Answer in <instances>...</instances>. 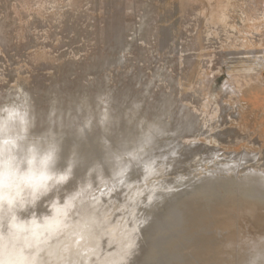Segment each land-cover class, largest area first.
<instances>
[{
	"label": "rangeland",
	"instance_id": "374dc122",
	"mask_svg": "<svg viewBox=\"0 0 264 264\" xmlns=\"http://www.w3.org/2000/svg\"><path fill=\"white\" fill-rule=\"evenodd\" d=\"M256 1L254 9H264V0ZM247 6L246 0H0V98L24 89L37 115L35 131L54 128L56 133H64L60 138L64 159L69 146L77 147L73 141L78 131L83 135L78 153L84 161L75 156L70 182L77 188L81 175L91 184L84 185L89 191L69 210L73 218L67 221L72 224L61 235L77 231V223L83 219L78 211H83L99 217L90 224L91 217L87 219L83 235L100 231V238L109 237L102 231V220L110 218L103 215L105 207L117 209L115 202L122 203L132 194L128 186L137 182L144 187L146 178L149 183L160 177V185H172L158 190L153 188L156 183L151 187L164 193L183 188L179 175L191 183L210 175L232 178L218 188L227 202L238 200L229 190L237 194L245 190L235 179L243 177L246 166L263 173L264 180V40L257 41L254 30L264 33V17L250 20L253 9ZM185 119L193 121L191 131L177 129ZM136 120L166 125L162 134L155 132L148 139L142 136L140 151L152 152V159L135 166L121 193L115 194L118 185H114L115 191L113 185H106L104 193L101 188L97 193L101 183L94 172L100 170L90 165L108 158L111 149L117 148L118 133L136 130ZM167 146L170 149L163 156L172 158L164 162L169 170L162 172V166L155 168L160 157L156 154L165 152ZM176 148L177 157L172 153ZM245 152L254 160L241 161ZM196 153L198 166L193 165L197 159L191 160ZM224 163H231L230 167L225 168ZM149 167L152 169H146ZM65 187L40 201L38 211H46L45 201L55 200L53 195L60 198ZM144 195L148 201L154 192ZM142 204L139 202L141 211ZM173 204L169 202L166 210ZM243 206L239 203V210L224 208V224L208 232L216 251L224 250L213 264H249L251 259L264 264V239L247 242L257 228L262 232L264 228L253 223L245 209L240 210ZM255 211V218L264 225V210ZM140 232L138 240L143 243L147 232ZM235 232L242 240L240 247L247 248V258L236 260L235 246L227 240ZM190 241H174L175 248L192 251L187 247ZM59 242L56 239L55 245ZM73 243L81 244L78 238L65 240L59 246L63 251L58 248L50 264L76 263L70 259ZM169 243L148 248L165 252ZM107 247L108 251L110 244ZM79 252L76 260L85 264L84 251ZM140 254L131 261L173 264L168 254L160 252L159 261L151 263L143 261L145 249Z\"/></svg>",
	"mask_w": 264,
	"mask_h": 264
},
{
	"label": "bare ground",
	"instance_id": "6f19581e",
	"mask_svg": "<svg viewBox=\"0 0 264 264\" xmlns=\"http://www.w3.org/2000/svg\"><path fill=\"white\" fill-rule=\"evenodd\" d=\"M246 1L248 3L247 7L253 9L251 16L248 17L250 20H259L260 17H264L263 8L257 7L254 9L253 7V5L257 6L256 0L252 4L251 0ZM261 23H263V21ZM254 30L257 34V41L264 40V33L261 34V31L258 28ZM249 36L253 38L251 33H249ZM106 116L107 115L103 113V117L105 118ZM192 124L193 121L191 119H185L178 123L177 129L191 131L193 127ZM134 125L137 127L136 130L118 133L115 139V142L118 144L116 146L117 148L111 149L107 156L108 158H105L104 161H101L100 163L98 162L90 165V167H95L97 169L96 171L100 170L99 174L94 172V177L96 178V175H98L100 180L99 183H101L100 186L93 183L94 185H97V193L101 189L102 192H105L106 189L104 188L106 185H113L112 190L114 191V185L120 186L115 194H118L119 192L121 193L124 189L122 188V184L130 182V179L127 177L128 174L135 169V166L146 165L147 162H150L152 159V152L147 150L140 151V141L142 136H147L148 139L153 136L155 132L162 134L166 131V125L162 127L155 121L146 123L144 120H136ZM78 133L79 134L76 135L75 140L73 141L77 147L69 146L67 153L68 157L71 155L73 161L75 156H78L79 161L83 162V154L78 153V146L84 144L82 141L83 135L80 134L79 131ZM63 134V132L58 131V138L60 139ZM219 135L222 134L219 133ZM165 148V152H157L156 154V156L158 155L160 157L158 158V164L155 168L157 169L159 166H162L159 169L162 172H167L169 170L167 163L164 164V162L169 161L172 158V156L167 158L163 156L165 153H168L170 146ZM190 151L196 152V149ZM178 152V148L174 150L172 149V153L176 154ZM199 152L200 151L197 150V153ZM197 153L191 156V160L197 159V161L193 162L194 166L199 165L198 160L200 156ZM200 153L202 154V152ZM161 156L163 157L161 158ZM175 157H177V154ZM207 158L208 157H206V160H208ZM253 160L254 156L249 155L246 152L242 155L241 161L244 163ZM230 164L231 163H224L222 166L226 168L230 167ZM106 168H108L106 172L109 174L103 172ZM170 168H173L172 165ZM188 168H192L190 164H188ZM146 169L150 170L152 168L149 167ZM246 169L247 172L244 173L241 179H235L239 181L237 184H240L245 190L240 191L239 194H237L236 191L229 190L232 196L238 197V200L232 202H227L223 196H220L218 189L224 186L225 181L233 180L232 178L226 179L224 177L210 175L205 179H198V182H194V180L193 183H191L190 181L185 180L186 178L184 176L182 177L179 175V177L183 179V183H180V186L183 188L177 192L176 189L174 190L172 188L171 191H167L166 193L155 190L153 191V188L160 189L172 187V185H160V182H162V179L159 180L160 177H154V180H149V183L148 180H146L147 178L144 179V187L138 185L137 182H133L128 186L132 190V194L127 200L122 203L115 202L118 206L117 209L110 210V206H106L104 209V217L110 216L109 220H102V231L104 230V234L109 236L107 238H100V236H102L100 231L92 232L90 235H83L88 224L87 219L91 217L89 220L90 224V221L99 218L92 213L86 215L83 211H78L79 214L82 212L81 217L83 219L82 222L77 223V231L68 236L61 235V233L72 224V221H67L69 218H73V215L69 210L74 208V204L77 200L81 203V200L89 191L84 188V185L91 184V182H88L89 179L86 178V176L84 177L87 180L79 177L81 175H78L81 182L77 188L73 186V182H70V180V183L68 182L69 185H67L68 183L66 184L65 193L58 198L59 203L56 199L49 201L50 203H53L54 207L51 212H48V209L42 213L38 211V208L34 210L37 216L41 214L51 215V219L47 220L43 225H30V233L26 235L22 241L10 239L7 236H0V260L3 261V264H50L54 261L57 249L65 242V240L71 241L78 238L81 244L78 246L77 243H73L71 247L74 249V252L70 251V259L76 261L74 264L79 263L75 256L76 253H80L79 250L84 251L83 258L85 264H127L128 258L130 260L128 264H136V261L132 262L131 260L135 257L136 253L140 254L144 249L145 254L142 257L143 261H146L145 263L158 262L160 259L158 254L161 252V255L168 254L169 261L173 264H199L197 261L201 264H213L215 258H220L218 255L222 254L224 250L216 251V247L213 245V239L208 235V232L212 227L219 228L221 227V223L224 224L225 219L222 217L224 208L239 210L238 204H244L240 210L245 209L248 218L253 223H259V227L264 228V225L255 218V209L264 210V187H262V183L264 182L263 173L252 169L250 166H246ZM110 172L112 176L110 175ZM237 184H235V187H238ZM153 185L155 186L151 188ZM153 192L154 195H152ZM144 193V197L149 194L152 195L148 201L146 198H143L142 194ZM102 201H104L103 198ZM171 201H174V204L166 210L165 206L169 205V202ZM112 202L114 203V201ZM139 202L140 204L143 203L142 211L138 208ZM102 208H104V203H102ZM32 211V209H29L28 212L21 213V216L27 217ZM236 216H239V214ZM262 220L264 221V213L262 215ZM230 225H234V221L230 223ZM144 230L147 232V236H145L146 238L143 237L145 238V241L140 243L141 241L139 242L138 240V238H140L139 232H143ZM256 231L257 232L254 233L247 242L250 240V242L257 243L264 239V232L258 228ZM195 233H199V235H196ZM201 233H204V235ZM59 238L60 245H55L56 239ZM178 240H191L187 247L190 246L192 251L187 250L184 247L183 249H186L185 252H182L181 249H176L174 241ZM227 240L235 246L236 260L248 257L246 246L240 247L242 240L238 237V232H235L232 236L228 237ZM16 241L17 244H14ZM165 242H170L167 246V250L165 249V252L159 248L160 252L155 253L153 248H148L155 247L160 243L164 244ZM108 244H110V249L107 251ZM25 245L28 247L27 250L22 249ZM101 245H103V248ZM33 249L35 250L33 251ZM63 249L59 248L60 251H63ZM11 252L12 255L9 258ZM205 256L207 257L204 258ZM19 258L24 259L25 262ZM64 264H68V260ZM80 264L83 263L80 262Z\"/></svg>",
	"mask_w": 264,
	"mask_h": 264
},
{
	"label": "clouds",
	"instance_id": "9594fccd",
	"mask_svg": "<svg viewBox=\"0 0 264 264\" xmlns=\"http://www.w3.org/2000/svg\"><path fill=\"white\" fill-rule=\"evenodd\" d=\"M36 126L33 102L24 89L0 98V236L19 241L28 235L30 225L51 219L34 210L45 197L63 189L75 169L71 155L63 158L56 129L36 132ZM52 199L59 203L54 195ZM29 209L33 211L22 217ZM249 264L257 261L251 259Z\"/></svg>",
	"mask_w": 264,
	"mask_h": 264
},
{
	"label": "water",
	"instance_id": "95a60500",
	"mask_svg": "<svg viewBox=\"0 0 264 264\" xmlns=\"http://www.w3.org/2000/svg\"><path fill=\"white\" fill-rule=\"evenodd\" d=\"M128 264V263H127Z\"/></svg>",
	"mask_w": 264,
	"mask_h": 264
}]
</instances>
